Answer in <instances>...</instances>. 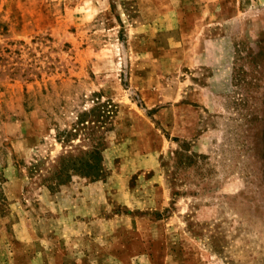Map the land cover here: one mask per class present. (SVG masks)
I'll list each match as a JSON object with an SVG mask.
<instances>
[{"label":"rangeland","instance_id":"obj_1","mask_svg":"<svg viewBox=\"0 0 264 264\" xmlns=\"http://www.w3.org/2000/svg\"><path fill=\"white\" fill-rule=\"evenodd\" d=\"M0 57V264H264V0H0Z\"/></svg>","mask_w":264,"mask_h":264},{"label":"trees","instance_id":"obj_2","mask_svg":"<svg viewBox=\"0 0 264 264\" xmlns=\"http://www.w3.org/2000/svg\"><path fill=\"white\" fill-rule=\"evenodd\" d=\"M7 50L9 51V53H12L13 51L10 49ZM8 56H10V54ZM4 58L5 57H0L1 60L0 67L3 65H7L9 62L8 58L7 59ZM7 70H8L6 71L7 73L13 75L20 73V67H18V65L16 64H11L10 66L7 67ZM104 105L105 103L103 104L98 103V105L94 106L93 108L80 113L77 119L78 127L75 129V131L84 130L86 134L88 133V137L86 138L89 139L90 133L94 132L95 129L97 128V125H94V123L96 121L97 122L101 121L100 117L102 113L99 110V107ZM88 115L93 116L95 119L88 120L86 118V116ZM89 122H93V125L88 126L87 123ZM32 169L33 171L36 170L38 171L37 165H34ZM75 174L91 177L94 179L106 177L107 169L103 161V155L99 144L93 143L91 145V148L82 150L78 154H74L70 152L61 155L54 170L51 172L50 175H48L45 178L46 185L51 190H53L56 187L68 182L71 179V177Z\"/></svg>","mask_w":264,"mask_h":264}]
</instances>
